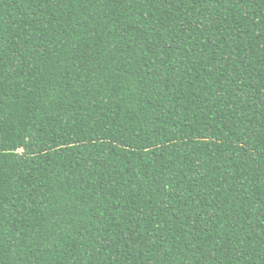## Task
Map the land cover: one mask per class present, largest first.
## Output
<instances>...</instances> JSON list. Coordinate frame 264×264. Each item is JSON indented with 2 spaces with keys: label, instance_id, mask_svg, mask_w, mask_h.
Instances as JSON below:
<instances>
[{
  "label": "trees",
  "instance_id": "obj_1",
  "mask_svg": "<svg viewBox=\"0 0 264 264\" xmlns=\"http://www.w3.org/2000/svg\"><path fill=\"white\" fill-rule=\"evenodd\" d=\"M0 264H264V0H0Z\"/></svg>",
  "mask_w": 264,
  "mask_h": 264
}]
</instances>
